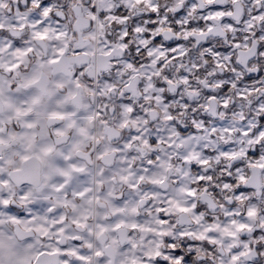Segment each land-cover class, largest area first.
<instances>
[{
	"label": "snow or ice",
	"instance_id": "obj_1",
	"mask_svg": "<svg viewBox=\"0 0 264 264\" xmlns=\"http://www.w3.org/2000/svg\"><path fill=\"white\" fill-rule=\"evenodd\" d=\"M0 264H264V0H0Z\"/></svg>",
	"mask_w": 264,
	"mask_h": 264
}]
</instances>
